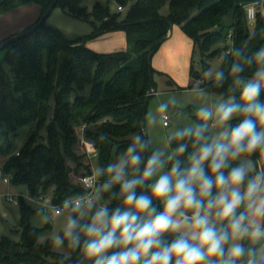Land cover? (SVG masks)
<instances>
[{
	"label": "trees",
	"instance_id": "1",
	"mask_svg": "<svg viewBox=\"0 0 264 264\" xmlns=\"http://www.w3.org/2000/svg\"><path fill=\"white\" fill-rule=\"evenodd\" d=\"M32 1L41 5L39 22L53 0H4L0 2V16ZM114 1L116 9L109 3L95 4L92 34L69 40L52 26H41L5 48L4 62L9 70L0 63V169L12 183L27 185L34 197L51 194L54 204H60L85 191L80 177L92 171V162L82 134L93 144L101 166L123 152L132 132L148 138L145 118L149 93L155 88L153 57L174 24H180L192 38L194 50H201L204 72L211 57L223 56V86L206 80L193 63L190 74L202 80L199 87L210 88L225 98L235 95L239 101V91L230 90L228 72L233 57L229 50L243 49L251 55L264 47V6L254 26L247 17L246 5L255 0ZM167 1L170 11L163 15L160 11ZM57 5L76 17L89 16L81 0H59ZM119 5L125 9L119 10ZM115 30L125 33L127 49L98 52L88 46L90 39ZM250 74L251 69H246L242 75ZM54 90L55 113L48 119ZM22 127L29 128L19 145ZM18 205L21 239L4 237L0 241V264H90L79 250L57 252L51 237L40 240L43 230L52 225L32 224L37 209L23 195ZM255 247L259 249L261 244Z\"/></svg>",
	"mask_w": 264,
	"mask_h": 264
},
{
	"label": "clouds",
	"instance_id": "2",
	"mask_svg": "<svg viewBox=\"0 0 264 264\" xmlns=\"http://www.w3.org/2000/svg\"><path fill=\"white\" fill-rule=\"evenodd\" d=\"M229 54L239 101L202 104L198 123L163 147L132 132L114 162L83 178L84 192L51 210L62 218L54 248L79 250L90 264H264V47ZM204 76L217 87L226 79L220 66Z\"/></svg>",
	"mask_w": 264,
	"mask_h": 264
},
{
	"label": "rangeland",
	"instance_id": "3",
	"mask_svg": "<svg viewBox=\"0 0 264 264\" xmlns=\"http://www.w3.org/2000/svg\"><path fill=\"white\" fill-rule=\"evenodd\" d=\"M4 0H0L2 2ZM109 3L112 9L117 5L114 0H81V5L86 7L89 12L88 18H80L72 15L61 5H57L47 20L48 26L62 32L63 36L69 40H76L80 37L92 34L95 27L93 21L95 17L91 14L96 3ZM41 5L35 1L22 5L16 9L10 10L0 16V44L13 35L20 34L35 25L41 16ZM170 11L169 1L161 8L163 15H168ZM127 38L123 31L115 30L105 32L88 41V46L98 52H114L127 49ZM230 44V40H227ZM221 42L220 45L226 44ZM6 50H0V63L9 70V66L4 62ZM160 58L159 63L155 62ZM203 55L197 47L194 50V44L180 24H174L170 36L166 39L153 57V66L155 72V88L149 97L147 113L145 118V130L147 137L151 139L154 148L163 147L169 135L179 129L192 123H198L195 112L204 103H213L215 97L219 95L214 90L206 87H199L204 90L206 95L200 97L193 91L194 85H200L202 80L193 78L190 74L191 65L204 76ZM155 62V63H154ZM210 67L222 66L223 56L216 55L209 59ZM209 67V68H210ZM206 80H208L205 77ZM210 81V80H208ZM89 87L85 93L89 91ZM56 91L54 90L50 97V107L48 109V119L52 118L56 108ZM161 104H167L166 111H159ZM169 115V124L164 123L163 114ZM29 127H22L19 131L18 143L21 145L26 137ZM45 132V131H44ZM46 134V133H45ZM118 157L113 159V162ZM92 170L99 164L98 155H92ZM7 193L21 194L26 201L30 203L36 212L31 221L37 227H45L44 217H49L51 228L43 230L40 240L44 241L54 231H58L61 219L52 217L53 196L51 194L32 196L29 188L25 184H14L8 175L2 174L0 177V241L8 237L19 241L21 239L18 231L20 223V205L14 204L7 199ZM54 248V247H53ZM55 251L68 254L69 250L56 249Z\"/></svg>",
	"mask_w": 264,
	"mask_h": 264
},
{
	"label": "built area",
	"instance_id": "4",
	"mask_svg": "<svg viewBox=\"0 0 264 264\" xmlns=\"http://www.w3.org/2000/svg\"><path fill=\"white\" fill-rule=\"evenodd\" d=\"M263 6H264V0H255V1H253V2H251V3H249V4L246 5L247 17H248V20H249V24H250V26H254V25H255L256 18H257V13H258L259 10H261V9L263 8ZM118 9H119V10H123V9H125V7L122 6V5H119V6H118ZM163 117H164V123H165L166 125H168V124H169V121H168V120H169V115H168L167 113H164V114H163ZM84 128H85V126H82V127H81V131H82V133H83ZM82 142H83V144H84V146H85L87 152L89 153V158H90V160H91V159H92V155H93L94 153L97 154V152L94 151V146H93V144H92L91 142L87 141V140L85 139V137L83 136V134H82ZM91 173H92V171L89 172V173L83 174V175L80 177V183L82 184V180H83V178L86 177V176L91 175ZM0 174H1V175L3 174L1 169H0ZM0 177H1V176H0ZM9 178H10V177H9ZM82 185H83V184H82ZM6 196H7V199H8L10 202H13L14 204H17V205L19 204V198H20L21 194L17 195V194H15V193H7ZM61 205H62V203H60V204H53L52 207H53V208H54V207H55V208H59Z\"/></svg>",
	"mask_w": 264,
	"mask_h": 264
},
{
	"label": "water",
	"instance_id": "5",
	"mask_svg": "<svg viewBox=\"0 0 264 264\" xmlns=\"http://www.w3.org/2000/svg\"><path fill=\"white\" fill-rule=\"evenodd\" d=\"M58 2H59V0H53L49 9L43 14V16L41 17L39 22L35 23V25L32 28H30L27 31L22 32L20 34L13 35L10 38H8L7 40H5L3 43H1L0 44V50L5 49L8 46H10L11 44L15 43L16 41L27 37L28 35L33 33L39 27L48 26L47 20H48L49 16L51 15L52 11L54 10V8L57 6ZM170 23H171V25H173L172 21ZM150 93H152V91Z\"/></svg>",
	"mask_w": 264,
	"mask_h": 264
},
{
	"label": "crops",
	"instance_id": "6",
	"mask_svg": "<svg viewBox=\"0 0 264 264\" xmlns=\"http://www.w3.org/2000/svg\"><path fill=\"white\" fill-rule=\"evenodd\" d=\"M170 33H171V32H170ZM87 44H88V43H87ZM159 60H160V58H158V60H157V61H155V62L159 63ZM155 62H154V63H155ZM152 93H153V92H152ZM9 179H10V178H9Z\"/></svg>",
	"mask_w": 264,
	"mask_h": 264
}]
</instances>
